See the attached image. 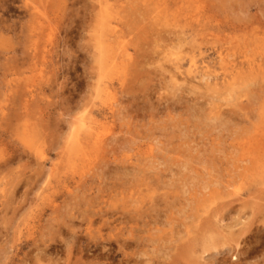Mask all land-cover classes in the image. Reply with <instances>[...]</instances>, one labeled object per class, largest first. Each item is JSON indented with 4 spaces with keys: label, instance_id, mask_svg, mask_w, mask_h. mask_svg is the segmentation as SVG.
<instances>
[{
    "label": "rangeland",
    "instance_id": "1",
    "mask_svg": "<svg viewBox=\"0 0 264 264\" xmlns=\"http://www.w3.org/2000/svg\"><path fill=\"white\" fill-rule=\"evenodd\" d=\"M137 259L264 264V0H0V264Z\"/></svg>",
    "mask_w": 264,
    "mask_h": 264
},
{
    "label": "bare ground",
    "instance_id": "2",
    "mask_svg": "<svg viewBox=\"0 0 264 264\" xmlns=\"http://www.w3.org/2000/svg\"><path fill=\"white\" fill-rule=\"evenodd\" d=\"M181 5V4H180ZM178 8V7H177ZM170 11V10H169ZM183 12V11H182ZM173 13V12H172ZM188 13H190V12H188ZM188 16V15H187ZM184 17V16H183ZM163 19V18H162ZM195 19V18H194ZM170 22V21H169ZM194 22V21H193ZM198 24V23H197ZM207 25V24H206ZM191 28V27H190ZM192 29V28H191ZM107 30V29H106ZM196 33V32H195ZM117 34V33H116ZM190 36V35H189ZM188 36V37H189ZM198 36V35H197ZM182 38V37H181ZM184 38V37H183ZM185 39V38H184ZM189 41V40H188ZM197 41V40H196ZM123 42V41H122ZM187 42V41H186ZM180 43V42H179ZM187 44V43H186ZM194 44V43H193ZM168 45V44H167ZM179 45H181V44H179ZM123 46V45H122ZM177 46V45H176ZM194 47V46H193ZM115 49V48H114ZM195 51H196V49H194ZM121 52V51H120ZM190 52V51H189ZM128 54V53H127ZM198 54V53H197ZM119 55V54H118ZM122 55V54H121ZM125 55V54H124ZM112 56V55H111ZM117 56V55H116ZM181 57V56H180ZM112 58V57H111ZM182 58H184V57H182ZM173 59V58H172ZM194 59V58H193ZM192 59V61L194 62V60ZM114 61V60H113ZM174 61V60H173ZM255 62V61H254ZM121 64V63H120ZM123 65V64H122ZM128 65V64H127ZM172 65V64H171ZM179 65V64H178ZM180 65H181V63H180ZM141 66V65H140ZM165 66V65H164ZM178 67V66H177ZM124 68V67H123ZM126 68V67H125ZM124 68V69H125ZM173 69V68H172ZM183 69V68H182ZM196 69V68H195ZM188 70V69H187ZM190 71V70H189ZM126 74V73H125ZM209 74V73H208ZM207 74V75H208ZM181 75V74H180ZM187 75V74H186ZM177 76V75H176ZM204 76V75H203ZM199 78V77H198ZM207 78V77H206ZM196 80V79H195ZM191 81V80H190ZM197 81V80H196ZM195 81V82H196ZM187 82V81H186ZM172 85V84H171ZM204 85V84H203ZM203 96V95H202ZM196 101V100H195ZM118 103V102H117ZM195 104V103H194ZM200 104V103H199ZM193 108V107H192ZM198 109V108H197ZM197 111V110H196ZM203 111V110H202ZM201 111V112H202ZM182 115V114H181ZM198 117V116H197ZM186 120V119H185ZM214 120V119H213ZM220 120V119H219ZM98 121V120H97ZM226 121V120H225ZM85 122V121H84ZM221 122H222V120H221ZM222 124V123H221ZM223 125V124H222ZM79 126V125H78ZM88 126V125H87ZM193 126V125H192ZM195 126V125H194ZM207 126H209V125H207ZM198 127V126H197ZM91 128V127H90ZM203 129V128H202ZM206 130V129H205ZM91 132V131H90ZM108 132V131H107ZM151 132V131H150ZM154 132V131H153ZM78 136V135H77ZM90 136V135H89ZM80 138V137H79ZM196 142V141H195ZM99 143V142H98ZM101 144V143H100ZM99 144V145H100ZM156 144V143H155ZM167 147V146H166ZM101 148V147H100ZM146 148V147H145ZM156 148V147H155ZM99 151V150H98ZM146 151V150H145ZM166 151V150H165ZM195 152V151H194ZM174 154V153H173ZM159 156V155H158ZM152 157V156H151ZM150 158V157H149ZM147 159V158H146ZM262 160V159H261ZM142 161V160H141ZM183 162V161H182ZM172 163H173V161H172ZM147 165V164H146ZM79 167V166H78ZM147 167V166H146ZM166 167V166H165ZM150 168V167H149ZM163 168V167H162ZM152 169V168H151ZM158 169V168H157ZM135 173V172H134ZM163 176V175H162ZM262 177V176H261ZM157 186V185H156ZM165 186V185H164ZM160 188V187H159ZM167 194V193H166ZM176 203V202H175ZM169 206H170V204H169ZM160 208V207H159ZM154 211V210H153ZM111 213V212H110ZM117 214V213H116ZM143 214V213H142ZM159 214V213H158ZM106 215V214H105ZM156 215V214H155ZM111 216V215H110ZM134 216V215H133ZM147 216V215H146ZM108 217V216H107ZM161 217V216H160ZM145 218V217H144ZM150 218V217H149ZM155 218V217H154ZM103 219V218H102ZM121 219V218H120ZM131 219V218H130ZM137 219V218H136ZM156 219V218H155ZM154 219V220H155ZM139 220H140V218H139ZM143 220H145V219H143ZM151 220V219H150ZM222 220H223V218H222ZM127 222V221H126ZM105 223V222H104ZM108 223V222H107ZM123 223V222H122ZM155 224V223H154ZM125 225V224H124ZM105 228V227H104ZM112 228V227H111ZM128 228V227H127ZM137 228V227H136ZM205 228V227H204ZM116 230V229H115ZM124 230V229H123ZM139 230H141V229H139ZM127 231V230H126ZM97 232V231H96ZM145 232V231H144ZM122 233V232H121ZM134 233H135V231H134ZM125 234V233H124ZM99 235V234H98ZM97 235V236H98ZM119 235V234H118ZM105 236V235H104ZM103 236V237H104ZM113 237V236H112ZM111 237V238H112ZM117 237V236H116ZM115 237V238H116ZM133 237H135V236H133ZM94 238V237H93ZM99 239H100V237H98ZM96 239V238H95ZM159 239V238H158ZM115 240V239H114ZM163 240V239H162ZM116 241V240H115ZM120 241H122L121 239H120ZM145 241V240H144ZM144 241L143 240H140V239H135V240H133V242H131V244L130 245H133L132 247H134V245L135 246H137V247H141V246H143V245H145L144 244ZM156 241V240H155ZM95 242V241H94ZM97 242V241H96ZM124 241H122V243H123ZM129 242V241H128ZM166 242H168V241H166ZM93 243V242H92ZM99 243V242H98ZM102 243V242H101ZM148 243V242H147ZM81 244V243H80ZM97 245V244H96ZM124 245V244H123ZM129 245V246H130ZM106 246V245H105ZM127 246V245H126ZM93 247V246H92ZM90 248V247H89ZM97 248H99V246L97 247ZM125 248V247H124ZM149 249V248H148ZM87 250H88V248H87ZM119 250H122V249H119ZM131 250V249H130ZM169 250V249H168ZM86 251V250H85ZM127 252H128V250H127ZM148 252V251H147ZM146 252V253H147ZM83 253V252H82ZM102 253V252H101ZM121 253H122V251H121ZM137 253H139V252H137ZM144 254H145V252H143ZM132 254V253H131ZM124 255V254H123ZM128 255V254H127ZM105 257V256H104ZM140 257V256H139ZM138 257V258H139ZM157 257H160V256H157ZM156 258V257H155ZM172 258H173V256H172ZM126 259H129V258H126ZM175 259V258H174ZM81 260V259H80ZM131 260H132V258H131ZM169 260V259H168ZM79 261V260H78ZM133 261V260H132ZM156 261V260H155ZM157 261H159V260H157ZM163 261H164V259H163ZM149 262H152V261H149ZM148 262V263H149ZM166 264H170V262H171V264H173V263H175V260H173V261H170V262H168L167 261V259H165V261H164ZM127 263V262H126ZM129 263V262H128ZM133 263V262H132ZM144 263V262H143ZM153 263V262H152ZM158 263V262H157ZM156 263V264H157ZM74 264V263H73ZM135 264H142V262L140 263L139 262V260L137 259L136 261H135ZM154 264V263H153ZM176 264H178V263H176Z\"/></svg>",
    "mask_w": 264,
    "mask_h": 264
}]
</instances>
